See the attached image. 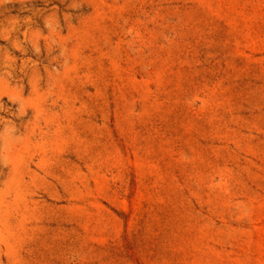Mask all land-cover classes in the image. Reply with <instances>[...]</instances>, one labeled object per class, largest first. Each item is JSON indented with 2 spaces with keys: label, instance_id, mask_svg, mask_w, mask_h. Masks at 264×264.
I'll return each instance as SVG.
<instances>
[{
  "label": "rangeland",
  "instance_id": "1",
  "mask_svg": "<svg viewBox=\"0 0 264 264\" xmlns=\"http://www.w3.org/2000/svg\"><path fill=\"white\" fill-rule=\"evenodd\" d=\"M0 264H264V0H0Z\"/></svg>",
  "mask_w": 264,
  "mask_h": 264
}]
</instances>
